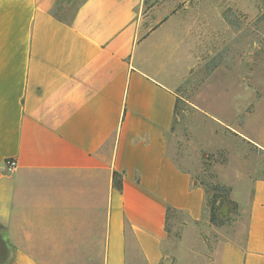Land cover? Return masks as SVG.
Masks as SVG:
<instances>
[{"label": "crops", "instance_id": "crops-1", "mask_svg": "<svg viewBox=\"0 0 264 264\" xmlns=\"http://www.w3.org/2000/svg\"><path fill=\"white\" fill-rule=\"evenodd\" d=\"M171 1L0 0L5 264H133V245L161 264L167 209L203 215L204 189L168 151L191 72ZM237 252L264 264V179Z\"/></svg>", "mask_w": 264, "mask_h": 264}, {"label": "rangeland", "instance_id": "rangeland-1", "mask_svg": "<svg viewBox=\"0 0 264 264\" xmlns=\"http://www.w3.org/2000/svg\"><path fill=\"white\" fill-rule=\"evenodd\" d=\"M166 0H147V12ZM181 58L191 72L181 91L168 151L202 189L230 199L211 224L172 212L161 264H241L253 183L264 179V0H172ZM206 112V113H205ZM0 225V264L7 260ZM133 264H145L135 245ZM237 252V253H236Z\"/></svg>", "mask_w": 264, "mask_h": 264}, {"label": "trees", "instance_id": "trees-1", "mask_svg": "<svg viewBox=\"0 0 264 264\" xmlns=\"http://www.w3.org/2000/svg\"><path fill=\"white\" fill-rule=\"evenodd\" d=\"M176 112H177V107L175 110V115ZM119 177H121L120 174L115 172L114 182L115 185L120 189L121 180L119 179ZM204 191H205V195L207 194V198H208L206 201V206L209 211V221L211 224L221 225L224 221L218 216V213L223 208L225 203H233V201L230 199L231 189L226 186L216 184V185H211L209 187H205ZM233 204L235 205V203ZM172 212H176V210L169 207L167 209V220ZM6 261L3 264H5Z\"/></svg>", "mask_w": 264, "mask_h": 264}, {"label": "built area", "instance_id": "built-area-1", "mask_svg": "<svg viewBox=\"0 0 264 264\" xmlns=\"http://www.w3.org/2000/svg\"><path fill=\"white\" fill-rule=\"evenodd\" d=\"M17 167V162L15 159H9L5 161V170L7 172H12Z\"/></svg>", "mask_w": 264, "mask_h": 264}]
</instances>
